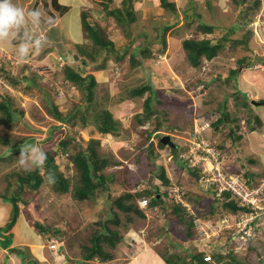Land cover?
I'll use <instances>...</instances> for the list:
<instances>
[{
    "label": "rangeland",
    "instance_id": "rangeland-1",
    "mask_svg": "<svg viewBox=\"0 0 264 264\" xmlns=\"http://www.w3.org/2000/svg\"><path fill=\"white\" fill-rule=\"evenodd\" d=\"M168 1L172 2V0ZM61 2L68 4L69 0H61ZM83 2L84 5L80 6L81 8L90 9V20L92 22L99 20L102 25L107 27L108 35L115 43L119 46L128 44V50H130L123 60L121 59L120 62L116 63V65L121 64L119 67H113L114 65L110 64L108 67L110 82H104L101 84L102 87L96 88L97 93H95V99L93 100V102L96 100L101 104L99 108L109 109L122 121L119 124L120 131L110 137H104L102 145L99 147L102 153L112 156L113 160L116 161L114 165L106 170V173L113 172L114 179L107 182L109 190L113 194H120L124 190L121 182L122 172L120 171L124 165L132 168L129 175L134 184L139 183L136 187H146V180L154 173H151L149 169V151L145 146L140 145H145L152 139L155 143V162L165 167L168 176L174 183L168 189L162 187V190L166 189L173 195L176 193V198L180 197L185 201L181 193L185 191L186 187H189L191 192H195H192V199L197 197L201 199L200 202L194 200L190 202L189 206L186 205L189 213L194 212L196 207L198 212L205 214L206 210L209 209V203L213 201V194L199 186L200 183L202 185V182L188 170L189 167L196 165L202 174L203 170L212 169L214 164L211 159L220 152L222 167L230 173L243 172L247 168L261 171L264 168V128L260 131L258 129L250 130L248 125L254 124L255 114L260 115L264 123V65L258 62L256 58L257 55H264V0H260V8L255 17L253 16L254 20L243 22L242 29L232 36L233 38H242L245 34L248 42L234 43L229 40L215 58L211 60L204 59L198 67H194L189 63L188 53L182 47L183 39L187 37L200 39L204 37L211 39L222 37L238 19L241 8L244 5L253 4L254 0H244V2H241V0H175V3H178V6H176L178 18L181 15L184 16L185 9L190 14L193 13V20L183 22L181 20L175 21L176 17L171 18V14L168 16L171 7L167 8L163 5L159 9L154 7L153 10L152 8L144 10L143 13L139 12L138 6H133L136 15L132 20H130L129 8L127 7L126 12L118 21L112 15L106 17L109 20L102 18L100 15L94 17L91 10L95 9L97 14L102 13L104 15L107 7L120 6L122 0H83ZM133 2L137 4L138 1L134 0ZM15 3L24 9L25 13L36 10L39 12V16L36 18L35 23L29 19L26 23L9 29L7 34L0 35V59H9L7 63L15 61L14 64L11 62L13 66H11L10 73L13 76L19 74L21 78L16 86L7 84V87L1 88L0 94L9 95L15 108L21 107L24 109L22 120L15 121L11 126L0 122V137L3 138L8 135L10 144L14 145L16 143L13 146L16 149L11 152L0 140V194L8 197L13 194V191H20L19 213L16 223L10 227V230L14 228L16 235H18V232L21 234L26 233V231L30 236H32V232L34 234L35 232L40 233L39 235L42 237H40V242L47 246L52 243L56 245L50 247L52 250L51 258L45 264H76L82 251L80 244L88 240L94 221H97L103 215L101 212L103 208L101 199L79 202L72 197L71 192H62L47 180L37 190L27 185L20 190L21 186L18 182L19 177L35 168V166L20 162L21 149L23 146L32 143L31 140L22 142L24 138L34 137L32 144L45 150L55 147L60 140L65 139L67 136L74 135L68 147L69 150L71 149L70 152H75L82 145H87L88 141L85 138H89V133L92 134L91 128L95 129L94 122L89 119L84 126L80 125V122L71 126L66 123L64 124L65 127L61 126V128L54 131L51 137H47L52 125H59V121L48 111V99L51 98L58 108L66 112L73 109L75 104H80L82 109H86L87 100L84 99L83 91L78 88L74 90L66 89L68 87L61 71L58 72L57 78L54 77V71H59L60 66L65 63L59 53L56 52L62 50L63 47L67 50H63L65 54L61 52L62 55H66L69 59L73 57V60L74 57L80 55V62L76 66L83 65L82 55L76 46L71 44L75 50L73 52L69 50V45H66L76 39V41H80L83 36L81 29L82 9H75L71 13L55 11L51 5V0H15ZM152 11L154 12L152 13ZM187 16L188 14L185 15V17ZM168 19L176 25L168 29L167 35L170 36V39H168L170 46L163 50V45L159 42L160 37L158 36L162 33L164 23ZM199 20L215 25L214 31L209 33L198 31L196 25ZM48 21L55 25L48 26ZM60 24L62 25L61 28H59ZM250 28L253 33L248 34L247 31ZM45 30L51 31V33L47 34ZM155 30L157 34H154ZM29 32H31L30 37L27 36ZM48 36L55 39L50 38V42L54 44L51 53L50 50H47V53L44 51L47 49L44 42L37 44L41 39L47 41ZM148 39L149 41L153 40L150 45L153 49V56L142 58L136 47L142 43H147ZM133 41L134 43L131 45ZM87 42L90 45H87L89 50L97 49L94 47L95 45L93 46L91 40L88 39ZM82 46L86 48L83 43ZM67 52L70 53L67 54ZM133 52L138 53L136 56L140 59L139 64H133L134 62L131 59ZM112 55L115 57L114 53ZM242 58H246V60L240 66L239 59ZM237 67L240 71L236 79H231L229 83L222 82L219 94L213 100L208 101L207 92L210 87L204 86L197 80L199 78H209L210 75H215L213 77L217 78V74L225 78L229 75L231 68ZM32 73H37L38 82L27 90L25 87L27 82L24 77H30ZM148 81L156 89H159V98L162 102H156L155 107L158 113L153 114L151 120L145 124L147 130H157L154 131L155 133L153 132L151 139L146 140V130H143L145 128L136 122L134 113L141 112L144 109L143 102L145 97L149 95V91L147 90L144 94L138 96L131 95L130 91L142 83H148ZM215 81L216 79L210 84ZM224 94H228L227 110L231 112L232 116L238 115L240 118L239 122L236 120L232 122V125H239L238 132L242 134V138L237 141L235 146L232 145L231 138H227L225 141L226 133L229 130L225 123L220 125L223 130L217 132H215L216 128L213 124H210L222 115L220 111L212 109L217 107L218 101L223 98ZM245 97H249L247 107L243 105ZM206 110L212 111V114H206ZM89 114L93 113H87L86 115ZM243 117L245 118L243 119ZM205 139L209 145L212 142L216 144L221 142V145L226 143L227 148L220 147L221 149H219L211 145L212 148L217 150L213 151L209 148V154H203L201 152L203 149L198 147L199 143L203 145L202 140L205 141ZM169 141H173L180 147V149H177V155L173 153ZM161 142H164L163 146H161ZM139 150V153H141L140 159L135 161L134 158ZM182 153L186 157L185 161L187 163L185 164L184 161H179L180 163L177 161ZM252 158H254V161H251ZM57 160L60 167L65 170V159L58 156ZM182 164L185 165V168L179 166ZM187 164L190 166L187 167ZM41 169L43 172L44 168ZM66 172L69 173L68 170ZM68 173L67 175H70ZM153 182H160V180L154 176ZM261 189H263L261 198L264 203L263 185H261ZM179 191L180 194H178ZM106 192L107 190L102 191V193ZM166 199L170 201L168 196H166ZM5 200L7 201L2 196L0 197V216L2 213V217L4 214L6 215L5 219L0 217V224L6 225L12 220L13 204L11 202L9 204ZM145 200V198H140L139 204L143 206ZM263 203H260L262 206L259 209L260 216H257L254 220L253 242L255 250L253 252L254 263L251 264H264ZM218 204L220 210L216 209L214 216L207 220V223L198 222L197 239H189L190 242H187L185 230H181L182 225L181 229L172 226L167 227V219L163 215L149 210L145 218L136 220L131 231H125L127 242L120 245L124 253L120 252L118 258L107 263L98 260L92 262L93 264H118L120 261L124 264H164L172 254L174 256L185 254V258L189 261L188 253L192 250L189 248L194 247L196 249L197 244L198 247L207 250L217 248L216 245L228 241L226 237L228 231H231L235 236L234 238L239 239L240 244L243 245L240 251L249 252L250 250H247L246 246L248 237L251 234L248 225H243V215L241 216L242 219H240L238 213L233 217L234 220L227 219L225 221L223 217L227 215V211L221 205V201ZM35 222L45 224L47 227H52L59 232L39 231ZM212 223L217 224L216 227L208 230ZM224 227L232 229L221 234L223 231L221 228ZM240 230L242 231L239 232ZM1 243L3 242L1 241ZM183 243L184 246L181 247L180 245H183ZM191 244L193 247L190 246ZM224 249L225 251L228 250L227 248ZM238 250L239 247L236 248V251ZM18 254L21 258H27L25 249L17 250ZM148 254H151L152 258ZM241 255H244V253ZM56 257H58L57 260ZM18 262H15L14 259L9 264H20ZM2 264L5 263L2 262ZM6 264H8L7 261ZM22 264L27 263L22 262ZM30 264L35 263L32 261ZM165 264L167 263L165 262Z\"/></svg>",
    "mask_w": 264,
    "mask_h": 264
},
{
    "label": "trees",
    "instance_id": "trees-1",
    "mask_svg": "<svg viewBox=\"0 0 264 264\" xmlns=\"http://www.w3.org/2000/svg\"><path fill=\"white\" fill-rule=\"evenodd\" d=\"M133 1L134 0H122V4L120 6L116 5L115 8L107 7L105 14L106 17L112 15L116 17L119 21L128 7L130 20L134 19L136 13L134 12ZM241 2H244V0H241ZM161 3L167 8H170L171 6V11L177 13V7L174 2H170L168 0H161ZM51 5L55 9V11L66 12L70 9L69 5L60 2V0H51ZM259 8L260 0H254L253 4L244 5L239 12L238 19L235 21L234 24H232L229 30L222 35V37H215L214 39L205 37L201 39L196 37L184 38L182 41V47L188 53L189 63L194 67H198L202 64V61L204 59L211 60L215 58L219 54V52L224 48L226 42L229 40H232L234 43H247L248 40L245 34L242 38H233L232 36L237 31L242 29L243 22H252L254 20V17L257 14ZM81 9V25L84 37L83 39L91 40V43L93 44V46L95 45L94 47L97 49L89 50V48H87V41L84 42L87 44H83L84 46H86V48H84L81 43H73V45L76 46L77 50L82 55L81 58H83V65L76 66V64L78 63L77 59L80 55L74 57V60L67 59L66 63L61 67L59 71H54V77L57 78L58 72L61 71V75L65 81H70L76 86V88L81 89L84 93V99L87 100L86 109H82L80 104H75L73 109L66 112L58 108V106L50 98L48 99V111L55 117V119L64 123H68L70 124V126L75 125L78 122H80V125L84 126L90 119L92 122H94L95 129L91 128L92 136L88 140H86L88 141L87 145H82V147L75 152H70L71 149L69 150L68 147L69 143L73 140L74 135H69L65 139L60 140L58 145H56L55 147L42 150L46 154V159L44 160L43 164L40 166H35V168L29 170L27 174L19 177L18 182L21 186L20 190H22L25 185L37 190L41 185H43L44 181L47 180V182H50L57 186L58 190L65 193L71 192L72 197L79 202L85 200L101 199L103 206L101 212L103 215L97 221H94V226L91 232L89 233L88 240L80 244L82 251L79 254V259L76 264H93L92 261L94 260L107 263L118 258V254L120 252H123L120 246L121 243L127 242L125 231H131L136 220L138 218H145L149 210L163 215L167 219V227L172 226L174 228L181 229L182 225L181 230H185L186 238L188 239L187 242L189 241V239L192 238L197 239L198 222L201 221V223L203 224L207 223V220L211 219V217L214 216L215 210H220L218 209V202L220 201L222 202L221 205L226 209V217L230 221L234 220L233 217H235L238 213L240 214L245 211H250L249 206L241 205L239 203V199L235 196L232 191L222 190L221 192H219L215 184H210L207 189L205 188L207 192L213 194V201L209 203V209L206 210L205 214L198 212L196 210V207L194 212H188L186 205L189 206L190 202L194 200H196L197 202H200L201 200L198 197L192 199V192H195H191L189 187H186L185 191L181 193L185 201L182 200L179 196V198H176V193L175 195H173L171 194V192L166 190L168 189V187L174 185V183L168 176L165 167L155 162V143L153 139L149 140L151 139L150 137H152L153 132L155 130H147L148 128L145 126L146 122L151 120L153 114L158 113L157 108L155 107L156 102H162L159 98V89H156V87L150 81H148V83H142L141 85L132 88L130 94L133 96H138L144 94L147 90L149 91V95L145 97L143 102L144 109L141 112L134 113V115L136 116V122L140 126H143V128H145L143 130H146L145 138L146 140H149V143L147 142L145 145L140 146H145V148L148 149V164L150 166V172L154 173L153 175L155 176V178L159 179L160 182H153L156 185V188H154L151 184H149L148 180H146V187L138 188L136 186L139 185V183L136 182L134 184V182H132L131 176L129 175L132 172V168L128 165H124L123 169L120 170L122 172L121 182L124 186V190L121 191L120 194H113L109 190V185L107 184V182L113 180L114 176L113 172L106 173V170L111 165H114L116 161L113 160L112 156L105 155V153H102L99 147L100 145H102L104 137H110L116 132L120 131L119 124L122 123V121L119 120V118H117L114 113L108 110L107 108H99L101 104L98 103L96 100L95 102H93V100L95 99V93H97L96 88H100L102 87V85L98 84V81L96 80V77L92 72L87 71V66L91 64L90 61L92 59H99L100 56H102L103 59L100 60V63L95 64V66L104 67L105 64H107L108 57L113 58L115 62H118V60H123L125 55L128 54L130 50H128V44L119 46L117 43H115V41L109 37L107 27L102 25L99 20H96L95 22H92L90 20V9L84 7ZM187 19L189 21L193 20V13L188 14L186 20ZM174 25L176 24H174L172 21L165 22L162 29V33L158 36L160 37L159 42H161L165 46L167 43V31L170 27ZM196 26V29L203 33L213 32L216 27L215 25L204 22L202 20H199ZM154 32V34H157L156 30ZM247 33H253V30L250 28ZM52 34L54 35V33ZM52 39L55 40L54 37ZM43 42L45 44V47H47V49L44 51H46L47 53V50H51L54 44L50 42L49 39H47V41L41 39L38 41L37 44ZM152 42L153 40L149 41L148 39L147 43H142L136 47V49L140 51V56L142 58L153 56V50L150 47ZM133 43L134 41L131 43V45ZM143 45L145 46L143 47ZM112 52L115 54V57H113ZM137 54H135L134 52L131 54V59L132 62H134V65L139 64L140 62L139 57L136 56ZM62 57H64L63 59H66V56ZM256 58L258 62H261L264 65V55H257ZM245 60L246 58L239 59L240 66L245 63ZM119 65L121 64H118V66ZM11 66H13L11 62H1L0 75L4 79V83L1 88H5V86L7 87V84H12L13 86H16L21 80L19 74L13 76L10 73ZM239 71L240 70L238 69V67L231 68L229 75L225 78H223L222 75L217 74L216 81L212 84H210L208 81L215 75H210L209 78H199L197 82L202 83L206 87H210L207 92V97L209 99L208 101H211L221 91V83H229L231 79H236V76ZM24 78V80H26L27 82L25 86L27 90L38 82L37 73H32L30 77ZM0 95V122H2V124L4 125L11 126L15 121L22 120V117L24 115V109L21 107L15 108L13 106V100L9 95L5 93ZM227 98L228 94H224L223 98L218 101L217 107L212 109L214 111H220L222 115H220L212 123L210 122V124H213V126L216 128L215 132H217L223 130L220 125L222 123H225V125L229 129L226 133L225 141L227 140V138H231V143L233 146H235L237 144V141L242 138V134L238 132L239 125H232V122H234L235 120L239 122L240 118L238 117V115L232 116L231 112L227 110ZM243 105L246 107L249 105V97H245ZM205 112L208 115L212 114V111L206 110ZM87 113L93 114L86 115ZM244 118L245 117H243V119ZM249 121L250 120L248 118V122ZM248 125L250 130L258 129L260 131L264 128L262 118L258 114L254 115V124ZM61 126L62 125L60 124L52 125L47 137H51L54 131L61 128ZM99 134H101L102 137H99ZM8 138L9 136L5 135V137L3 138L0 137V140L8 147V150L14 152L16 148L14 149L13 146L16 145V143H14V145H11L10 140ZM33 139L34 137H26L23 139L22 142H24L25 140H31V142L33 143ZM210 144L219 149H221L220 147L227 148L226 143L221 145V142L220 144L212 142ZM161 146H163L162 143ZM177 149H180L178 145ZM61 152L66 154L65 156L64 154L61 155L65 159V170H73V173L69 171L70 175H67V170L62 171L60 169V164L58 163L57 159L59 153ZM139 152L140 150L134 158L135 161H139L140 159L141 153ZM177 152L178 150H176L175 155L178 154ZM177 161H184V164L187 163L181 157L178 158ZM251 161H254V158H252ZM179 166L185 168V165L183 164ZM186 166L188 167L190 165L187 164ZM41 168H44L43 172ZM189 168L190 169L188 170L199 180L202 176L199 167L193 165ZM238 173L241 174V179L251 187H258L264 181V168L261 171H254L247 168L246 171H238ZM15 182L17 183V181ZM200 184L199 186L203 189V184ZM162 187H166V189L162 190ZM104 190H107V192L102 193V191ZM12 193L13 194L8 197L4 194H0V197L2 196V198L7 199V201L5 200V202L9 204L11 202L13 204V209L11 212L12 220H10L6 225H0V237L2 238L1 241L3 242L0 243L4 247H9L12 238H14V232L10 233L9 235H5L2 231L10 230V227L16 223V218L19 213L18 201L20 198V191H13ZM178 194H180V191L178 192ZM166 196L169 197L170 201H167ZM140 198L146 199L145 205L141 206L139 204ZM254 222V220L251 221V235H249L248 237L246 246L247 250L250 251L247 253L240 251L243 245L240 244L239 240H236L234 238L235 236L231 231H228L232 228L228 229L230 227H226L223 229L221 234L225 231H228V234L226 236L228 238V241H225V243H221L220 245H216L217 248L207 250L206 248L198 247L197 244L196 249H194L191 244L190 246L193 248L188 247L189 249H192L188 253L189 261L185 258V254L181 256H174L172 254L170 255V257H168V260H166L165 262L167 264L254 263ZM35 225L37 229L42 232H59L58 230H54L52 227H47L45 224H42L40 222H35ZM213 227H216L215 223H212L208 229L211 230ZM180 246L183 247L184 243ZM237 247H239L238 251H236ZM224 248H227L228 250L225 251ZM242 253H244V255H241ZM151 254H148L150 258H152ZM118 264L124 263L120 261L118 262Z\"/></svg>",
    "mask_w": 264,
    "mask_h": 264
},
{
    "label": "crops",
    "instance_id": "crops-1",
    "mask_svg": "<svg viewBox=\"0 0 264 264\" xmlns=\"http://www.w3.org/2000/svg\"><path fill=\"white\" fill-rule=\"evenodd\" d=\"M138 2H137V4L136 3H134L133 2V6H138V8H139V12L140 13H143L144 12V10H150L151 8H152V10H153V8L154 7H157V9H159V8H161V7H163L162 6V3H161V0H137ZM60 2H61V0H60ZM171 2V1H170ZM172 2H174V4L176 5V6H178V3H175V0H172ZM191 2V1H190ZM63 3V2H62ZM84 5V2H83V0H69V3L67 4V5H69L70 6V9L68 10V11H66V12H68V13H71L73 10H77L78 8L79 9H81V6L80 5ZM86 4V3H85ZM91 5V4H90ZM191 5V4H190ZM190 5H188V6H190ZM171 7V6H170ZM191 8V7H190ZM172 9V8H171ZM143 11V12H142ZM154 11H152V13H153ZM162 12V11H161ZM165 12V11H164ZM91 13H93V15H94V17H96L97 15H100L102 18H104V19H108V18H105L106 17V15H105V13H104V15L101 13V14H97V12L95 11V9L94 10H91ZM136 13V12H135ZM171 14V15H170ZM186 14H190L189 12H188V10L187 9H185L184 10V16H180L179 18L177 17V13H174L173 11H171L170 10V13H168V16L170 15V17L172 18V17H176L175 18V21H185L186 20V17H185V15ZM109 20V19H108ZM188 20V19H187ZM49 22V21H48ZM167 22H170L169 21V19H168V21ZM173 22V21H172ZM51 24H53V23H50L49 22V24H47L48 26H50ZM53 25H55V24H53ZM62 27V25L60 24V27L59 28H61ZM173 27V26H172ZM66 29V28H65ZM81 29H82V25H81ZM55 31L57 30L56 28L54 29ZM60 30V29H59ZM46 32H47V34H49V33H51V31L49 32V31H47V30H45ZM66 31H67V29H66ZM168 32V31H167ZM30 34H31V32H29L28 34H27V36L28 37H30ZM70 35V34H69ZM82 35H83V33H82ZM169 35V34H168ZM168 35H166V41H167V43H166V46L164 45V44H161V45H163V50H165L168 46H170V44H169V42H168V39H170V36L168 37ZM81 37V36H80ZM50 38H53V37H50V36H48V39L49 40H51ZM84 37L82 36L81 37V40L80 41H76L75 39V41L74 42H72V43H68V44H66V45H69V50H71V51H75L74 50V48L71 46V44L73 45V43H83V44H87V43H84V41L86 42V41H88V40H85V39H83ZM83 39V40H82ZM57 44V43H56ZM86 47V46H85ZM63 50H67L65 47H63L62 48V50H57L56 52L57 53H61V52H63ZM153 50V49H152ZM50 53L52 52V50H50L49 51ZM165 52V51H164ZM64 53V52H63ZM68 53H70V52H67V54ZM65 54V53H64ZM52 56L54 57V55L52 54ZM72 59H73V57H71ZM101 59H103V57H101V58H99V59H90L91 61H90V65L89 66H87V71H89V72H92L94 75H95V77H96V80L98 81V84H102V83H104V82H110V80L108 79V77H109V74H108V67H109V65L111 64V65H116V63H118V62H120L119 60H118V62H116V63H114L115 61H114V59L113 58H109L108 57V61H107V64H105V66L104 67H100V66H95V64H98V63H100V60ZM83 60V59H82ZM77 62L79 63L80 62V58L79 59H77ZM120 66V65H119ZM118 66V67H119ZM98 67V68H97ZM2 215H3V213L1 214V219H5L6 217V215L4 214V216L2 217ZM0 225H5V224H0ZM12 232H14V238H12V241H11V243H10V245H9V247H4L2 244H0V264H2V262L3 263H5L6 264V261L8 262V264L10 263V261H12V260H14L15 259V262L16 261H19L18 263H20V264H22V262H26L27 264H30L32 261H34V263H36V264H45V263H47L48 262V260H49V258H51V253H52V250L50 249V245L49 246H47L46 244H44L43 242H40V237H41V235H39L40 233H36L35 232V234L32 232V236H30L29 235V233H27V231H26V233L24 232V233H19L18 232V235H16V231H15V229L13 228V229H11V230H8V231H3V233L5 234V235H9L10 233H12ZM34 234V235H33ZM42 238V237H41ZM1 237H0V242H1ZM15 248H19V249H22V250H26V252H27V255H26V257L27 258H21L20 257V255L18 254L17 255V250H19V249H15ZM60 248H62V246H60ZM14 250H15V252H14ZM54 258H55V256L54 255H52ZM57 258L58 257H56V260H57ZM7 259V260H6ZM9 260V261H8Z\"/></svg>",
    "mask_w": 264,
    "mask_h": 264
},
{
    "label": "built area",
    "instance_id": "built-area-1",
    "mask_svg": "<svg viewBox=\"0 0 264 264\" xmlns=\"http://www.w3.org/2000/svg\"><path fill=\"white\" fill-rule=\"evenodd\" d=\"M3 83L4 80L2 76H0V88L2 87ZM202 141H203V145L199 143L198 148H202L204 150L201 151L203 154L208 155L210 150L209 148L213 149V151L217 150L212 148L211 145L207 143L206 139L205 141L204 140ZM220 154L221 153L219 152L217 156H213V158L211 159V162L214 164L212 169H209L208 171L206 170L202 171L201 181L205 182L206 188H208L210 184H215L219 192H221L222 190L232 191L235 194V196L239 199V203L241 205L249 206L250 211L242 212V214H239L238 216L240 217V219H242L241 216L243 215L244 217L243 225L244 226L248 225V229H250L251 231L252 229L251 221L254 220V218L259 214V209L262 208V206L260 205V203H263L261 198V193H263L262 191L263 189H261V185L264 186V181L258 187H251L250 185L246 184L241 179L239 174L230 173L225 169H223L221 164L222 160L220 159ZM180 157L183 158L184 160L186 159L183 153L180 154ZM203 159H205V157H203ZM263 207H264V203H263ZM54 246L56 245L52 243L51 247Z\"/></svg>",
    "mask_w": 264,
    "mask_h": 264
},
{
    "label": "clouds",
    "instance_id": "clouds-1",
    "mask_svg": "<svg viewBox=\"0 0 264 264\" xmlns=\"http://www.w3.org/2000/svg\"><path fill=\"white\" fill-rule=\"evenodd\" d=\"M39 16V12L36 10H32L28 13H25L24 9H22L21 7H19L16 3L15 0H0V35H5L7 34L8 30L11 28H16L18 26H20L23 23H26L29 19L35 23L36 22V18ZM59 56L61 57V59H63L64 57L62 56H66V55H62L61 53H59ZM69 59V57L66 56V59H63L66 63V60ZM7 60L9 59H1L0 60V66H1V62L6 63ZM27 60H29L27 58ZM24 60V61H27ZM70 60H73L70 58ZM13 62V61H11ZM15 61L12 63L14 64ZM64 63V64H65ZM116 63V62H114ZM63 64V65H64ZM62 65V66H63ZM60 66V67H62ZM110 66V65H109ZM115 66H118L115 65ZM113 66V67H115ZM1 76V75H0ZM3 78V77H2ZM213 78V77H212ZM4 80V79H3ZM35 85V84H34ZM66 86L68 88V90H74L76 89V86L70 82V81H66ZM71 86V87H69ZM1 89V88H0ZM109 110V109H108ZM112 112V111H111ZM59 124L62 125V127H65L64 122L59 121ZM92 133V132H91ZM80 136V135H79ZM92 136V134L89 133V138ZM99 137H102L101 134H99ZM89 138H85V140H88ZM214 147V146H213ZM216 148V147H215ZM61 155H63L64 153H59ZM66 154H64L65 156ZM46 159V154L42 151V149L38 146V145H34V144H30V145H25L23 146V148L21 149L20 152V162L22 164H30L31 166H40L43 164L44 160ZM61 170H64L63 168L60 167ZM70 172H73L72 169L69 170ZM239 174V173H236ZM240 175V174H239ZM200 181H201V177H200ZM202 182V181H201ZM204 182H202L203 184ZM205 183L203 184V189H205ZM207 189V188H206ZM260 213V212H259ZM239 215V214H238ZM257 216H260V214H258ZM256 216V218H257ZM254 218V220L256 219ZM223 219L225 221H227V217L226 215L223 217ZM222 219V220H223ZM217 225V224H216ZM238 226V225H237ZM226 228V227H224ZM221 228V229H224ZM198 229V228H197ZM209 230V229H208ZM242 230H240L239 232H241ZM207 232V231H206ZM237 232V233H239ZM239 240V239H238ZM52 241L55 242V240L52 239ZM51 247V245H50Z\"/></svg>",
    "mask_w": 264,
    "mask_h": 264
},
{
    "label": "water",
    "instance_id": "water-1",
    "mask_svg": "<svg viewBox=\"0 0 264 264\" xmlns=\"http://www.w3.org/2000/svg\"><path fill=\"white\" fill-rule=\"evenodd\" d=\"M71 59H72V58H71ZM215 79H216L215 77L211 78V79L209 80V83H211V82L214 81ZM168 138H169V137H168ZM161 143H162V142H161ZM165 143H168V142H165ZM162 144H164V142H163ZM169 144L171 145V147H172V149H173V153H175L176 150H177V145H176L173 141H169ZM153 178H154V175L151 174L150 177H149V179H148V182H149V184H151L154 188H156V185L153 183Z\"/></svg>",
    "mask_w": 264,
    "mask_h": 264
}]
</instances>
